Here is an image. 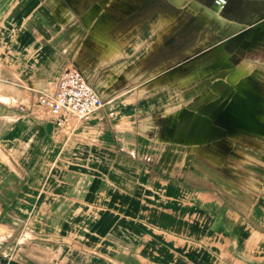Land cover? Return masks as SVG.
<instances>
[{
  "label": "crops",
  "instance_id": "1",
  "mask_svg": "<svg viewBox=\"0 0 264 264\" xmlns=\"http://www.w3.org/2000/svg\"><path fill=\"white\" fill-rule=\"evenodd\" d=\"M235 2L0 0V264H263L261 137L225 101L264 92V22L237 19L264 0ZM73 67L105 105L57 127L35 95ZM208 108L222 134L173 130Z\"/></svg>",
  "mask_w": 264,
  "mask_h": 264
},
{
  "label": "rangeland",
  "instance_id": "2",
  "mask_svg": "<svg viewBox=\"0 0 264 264\" xmlns=\"http://www.w3.org/2000/svg\"><path fill=\"white\" fill-rule=\"evenodd\" d=\"M236 0H227L228 2V8L229 6L232 7H236L237 3L235 2ZM244 4V3H243ZM250 5H252L253 3H249ZM248 4V5H249ZM215 5V4H214ZM242 5V3H239V8ZM264 12V10H263ZM237 19H242L245 21H253L255 22V24L253 26H251V28L249 29H245V31H243L241 34L242 37L247 36L248 34L250 35V37L253 39L254 37V33H256L258 31V25H260L261 23L264 22V20H260V17L264 16V14H254V15H247V14H240L237 15ZM264 18V17H262ZM258 20V21H257ZM262 21V22H261ZM258 85L257 82H255L254 80L251 79H245L242 82H240V84H238L239 88L242 87H246V88H250L249 91H251V94H234L229 96V100H226V112L233 118L241 120L249 129H252L254 131H257L256 134L257 136L261 137V143H262V151L259 154V157L257 159V165L259 167H261V171H260V175H252L247 174L244 175L245 177V182L246 184H252L254 182H256L258 184V187L261 189L262 191V200L260 202L261 207H259L256 203V206L253 207L252 206V200H247V202H249V205H251V208L247 206V212L251 211L250 215L247 214V218L250 220V222L252 223V226L255 227L256 229H259L261 234H264V92L262 89V92H257L261 89L257 88ZM264 87V86H262ZM237 90H239L238 88H236ZM255 92H257L258 94H253ZM222 105V104H221ZM220 105V107H221ZM6 113V112H5ZM214 112L209 111L208 109H204L201 113H199L198 116V123H196V121L193 120V117L195 115L191 114L188 111H184V113L182 114V116L180 117V121L178 122V124L175 126V128L173 130H175L178 134H181L182 137L184 135L186 136H191L193 134H195L197 132V130L199 131L200 134H215V135H220L222 134L223 129L221 127H218L216 124L211 125V127L209 126H202L201 122L203 123L204 120L206 121V119H211L213 121H215L217 119H221V115L219 113V116H213ZM213 116V118H212ZM195 118V117H194ZM211 124V123H210ZM260 124H262V129L260 130ZM201 125V126H200ZM224 130H227L224 129ZM232 130V129H229ZM247 166H250L247 164ZM247 170L249 172H252L251 169ZM248 188V186H247ZM256 212V214L254 212ZM25 218V217H24ZM45 221V220H44ZM8 222V221H7ZM24 226L22 227L21 230L17 229L18 226L14 227V226H10V231L7 234H25V231H27L25 229V224L22 223ZM42 226L41 232L45 231L46 228V222L43 224L39 225ZM54 231H60L61 230V223H55V226L53 227ZM262 257L264 258V238L262 241ZM264 264V261H263Z\"/></svg>",
  "mask_w": 264,
  "mask_h": 264
},
{
  "label": "built area",
  "instance_id": "3",
  "mask_svg": "<svg viewBox=\"0 0 264 264\" xmlns=\"http://www.w3.org/2000/svg\"><path fill=\"white\" fill-rule=\"evenodd\" d=\"M219 11L226 8L227 0H214ZM36 104L47 109L57 127L64 126L71 119L87 122L105 103L77 68H67L59 76L55 88L50 92L35 95Z\"/></svg>",
  "mask_w": 264,
  "mask_h": 264
}]
</instances>
